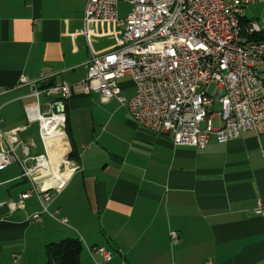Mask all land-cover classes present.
Here are the masks:
<instances>
[{
  "label": "crops",
  "instance_id": "1",
  "mask_svg": "<svg viewBox=\"0 0 264 264\" xmlns=\"http://www.w3.org/2000/svg\"><path fill=\"white\" fill-rule=\"evenodd\" d=\"M86 2L0 0L3 132L21 127L29 137L25 106L39 103L47 114L59 99L34 90L79 83L91 52L117 46L123 27L85 22ZM120 85L136 94L131 75ZM64 101L68 131L48 146L52 164L68 174L63 189L49 201L37 192L21 198L34 188L22 165L0 170V264H46L47 244L67 236L82 239V264L102 260L87 248L96 244L112 251L102 264H264V133L174 146L115 97L104 102L98 91L77 90ZM73 147L77 160L68 159Z\"/></svg>",
  "mask_w": 264,
  "mask_h": 264
},
{
  "label": "built area",
  "instance_id": "2",
  "mask_svg": "<svg viewBox=\"0 0 264 264\" xmlns=\"http://www.w3.org/2000/svg\"><path fill=\"white\" fill-rule=\"evenodd\" d=\"M123 1L133 4L124 19L119 16ZM262 1L87 0L85 22H112L123 27L117 46L103 53L91 52L85 63L87 76L79 83L61 82L34 90L37 98L41 94L59 97L47 114L41 112L39 103L25 106L28 120L40 124L47 152L31 153L19 135L24 128L4 132L0 128V170L14 163L22 165L34 188L22 193L21 198L37 192L49 201L63 189L68 178L62 185L46 186L52 178L44 174L42 162L49 159L50 140L57 142L66 132L62 105L77 90L98 91L104 102L117 98L140 125L168 134L174 146L204 148L212 136L228 142L248 130L264 133V38H256L262 31L260 26L243 20L244 7ZM126 75L132 76L137 89L130 98L120 85ZM212 83L216 84L214 95L208 90ZM216 97L222 104L218 113L212 110ZM55 117L59 119L55 132H49L44 120ZM3 121L0 116V124ZM9 205L16 207L15 202ZM34 217L39 219L40 214ZM170 236L174 243L179 241L178 231L172 230ZM87 248L95 259L101 256L97 264L112 259V251L106 246Z\"/></svg>",
  "mask_w": 264,
  "mask_h": 264
},
{
  "label": "rangeland",
  "instance_id": "3",
  "mask_svg": "<svg viewBox=\"0 0 264 264\" xmlns=\"http://www.w3.org/2000/svg\"><path fill=\"white\" fill-rule=\"evenodd\" d=\"M133 8V4L127 1H123L119 4V12H120V17L122 19L127 17L128 12H130ZM243 15L247 17V19L251 18L262 30L264 31V1L262 2H257L255 4L248 5L244 7L243 10ZM208 90L210 94L214 95L215 90H216V84L212 83L211 85L208 86ZM124 94L127 95L128 97H133L135 94V87H128L125 91ZM45 102V98H41V104ZM214 113H218L222 111V104L219 100L218 97H216L215 105L212 108ZM28 121V120H27ZM31 123V124H30ZM27 124L30 127V134L29 137H24L20 135V138H24L26 140V143L31 147V153L32 154H40V153H45L46 150L43 145L42 138L40 136L39 130V124L37 122H30L28 121ZM36 143V146H31L30 142ZM37 147V148H35ZM19 151H21V148H19ZM55 192V191H53ZM56 195V193L53 194V196ZM73 235H77V233H72ZM85 245V244H84ZM85 249H83L84 253Z\"/></svg>",
  "mask_w": 264,
  "mask_h": 264
},
{
  "label": "trees",
  "instance_id": "4",
  "mask_svg": "<svg viewBox=\"0 0 264 264\" xmlns=\"http://www.w3.org/2000/svg\"><path fill=\"white\" fill-rule=\"evenodd\" d=\"M244 21H250L251 18H243ZM256 38H264V31L262 30L256 35ZM55 82L43 84L41 89L55 85ZM66 104V103H65ZM66 131H68V124L66 121ZM79 152L76 147H73L68 155V159L77 160ZM83 251V241L80 237L67 236L59 241H53L47 244V263L46 264H82L81 255Z\"/></svg>",
  "mask_w": 264,
  "mask_h": 264
},
{
  "label": "bare ground",
  "instance_id": "5",
  "mask_svg": "<svg viewBox=\"0 0 264 264\" xmlns=\"http://www.w3.org/2000/svg\"><path fill=\"white\" fill-rule=\"evenodd\" d=\"M57 118L58 117H55L54 119H45L44 120L43 125H44V127L47 130H49V132H52V131L55 132L54 128H55L56 124L59 122V119H57ZM50 120H53V121L50 122ZM61 134H63V133H61ZM56 135H58V133H56ZM56 140H57V138H56ZM48 146L57 147V142H55L53 139H51L49 144H48ZM60 160H62V158H61V154L59 153V161ZM52 162H53V158L51 156H49V159H46V160H44V162H42L43 166H44V168H43L44 169V174L45 175H51L52 180L56 181L55 184L56 185H60L68 177V174L67 173L66 174H64V173L61 174L60 171L58 172L57 171V169H58L57 166L53 165ZM55 174H58V175H55Z\"/></svg>",
  "mask_w": 264,
  "mask_h": 264
},
{
  "label": "water",
  "instance_id": "6",
  "mask_svg": "<svg viewBox=\"0 0 264 264\" xmlns=\"http://www.w3.org/2000/svg\"><path fill=\"white\" fill-rule=\"evenodd\" d=\"M64 105H65V104H63V105H62V107H63V108H65V106H64ZM57 110H60V109H59V108H57Z\"/></svg>",
  "mask_w": 264,
  "mask_h": 264
}]
</instances>
